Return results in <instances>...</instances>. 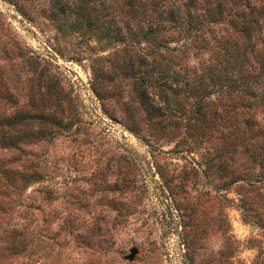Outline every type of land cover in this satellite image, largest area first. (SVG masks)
Wrapping results in <instances>:
<instances>
[{
  "label": "rangeland",
  "instance_id": "1",
  "mask_svg": "<svg viewBox=\"0 0 264 264\" xmlns=\"http://www.w3.org/2000/svg\"><path fill=\"white\" fill-rule=\"evenodd\" d=\"M0 264H264V0H0Z\"/></svg>",
  "mask_w": 264,
  "mask_h": 264
},
{
  "label": "trees",
  "instance_id": "2",
  "mask_svg": "<svg viewBox=\"0 0 264 264\" xmlns=\"http://www.w3.org/2000/svg\"><path fill=\"white\" fill-rule=\"evenodd\" d=\"M242 30H241V33L244 35V36H246L247 38H251L252 36H254V35H256L257 33H258V30L256 29V28H254V27H252V26H250L249 24H245V23H243V25H242ZM243 86H239L238 88L235 86L233 89H236V90H242V91H244V88H242ZM246 88V87H245ZM238 92V91H237ZM252 93L253 92H251V94H249V97L250 96H252ZM253 97H255L254 95H253ZM252 106H250V104H249V108H251Z\"/></svg>",
  "mask_w": 264,
  "mask_h": 264
},
{
  "label": "water",
  "instance_id": "3",
  "mask_svg": "<svg viewBox=\"0 0 264 264\" xmlns=\"http://www.w3.org/2000/svg\"><path fill=\"white\" fill-rule=\"evenodd\" d=\"M136 253H137V250H136L135 248H133V249L131 250V255H130V257L133 258V257L135 256Z\"/></svg>",
  "mask_w": 264,
  "mask_h": 264
}]
</instances>
